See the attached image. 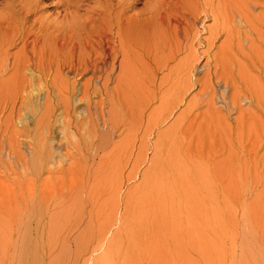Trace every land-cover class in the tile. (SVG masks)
Listing matches in <instances>:
<instances>
[{
  "label": "rangeland",
  "instance_id": "1",
  "mask_svg": "<svg viewBox=\"0 0 264 264\" xmlns=\"http://www.w3.org/2000/svg\"><path fill=\"white\" fill-rule=\"evenodd\" d=\"M59 1L43 14L56 19ZM263 8L247 26L203 13L197 72L182 55L102 80L97 131L57 110L46 169L0 164V264H264ZM27 82L34 95L45 86Z\"/></svg>",
  "mask_w": 264,
  "mask_h": 264
},
{
  "label": "bare ground",
  "instance_id": "2",
  "mask_svg": "<svg viewBox=\"0 0 264 264\" xmlns=\"http://www.w3.org/2000/svg\"><path fill=\"white\" fill-rule=\"evenodd\" d=\"M44 1L0 0V164L21 177L50 165L57 110L70 121L84 116L79 133L91 126L97 131L93 96L104 94L106 84L97 86L102 80L133 75L140 59L148 65L165 60L167 68L182 55V68L197 72L198 45L205 44L197 29L203 13L207 20L247 26L245 14L264 7V0H252V6L246 0H60L61 11L51 19L43 14ZM213 28L218 34L209 52L222 35L216 22ZM152 34L158 37L154 44ZM36 73L45 86L34 95L27 78ZM213 73L208 69L205 76ZM80 103L86 110L78 114Z\"/></svg>",
  "mask_w": 264,
  "mask_h": 264
}]
</instances>
